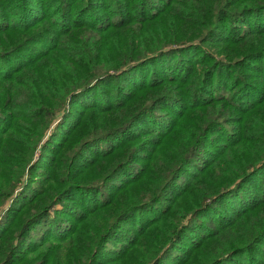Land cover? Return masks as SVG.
<instances>
[{"label": "trees", "instance_id": "trees-1", "mask_svg": "<svg viewBox=\"0 0 264 264\" xmlns=\"http://www.w3.org/2000/svg\"><path fill=\"white\" fill-rule=\"evenodd\" d=\"M11 197L0 264H264V0H0Z\"/></svg>", "mask_w": 264, "mask_h": 264}, {"label": "rangeland", "instance_id": "rangeland-1", "mask_svg": "<svg viewBox=\"0 0 264 264\" xmlns=\"http://www.w3.org/2000/svg\"><path fill=\"white\" fill-rule=\"evenodd\" d=\"M215 55H217V54H215ZM218 57L222 58L223 55L220 54ZM229 78H230V77H229ZM112 113H114V112H109L108 114H112ZM60 115H61V114H59L58 116H60ZM110 116H112V115H110ZM122 118H123V116L119 117V119H118L117 121H121ZM228 127L231 128V125H230V126L228 125ZM231 129H232V128H231ZM231 129H229V130H231ZM218 137H219V139L225 138V136L223 135V133L218 134ZM136 192H137V191H135V190L130 191L129 194H128V192H127V194H126L121 200L126 199V197L128 198L129 196H131L132 194H134V193H136ZM16 193H17V192H15V194H16ZM15 194H14V195H15ZM14 195H13V196H14ZM141 195H142V193H138V194L133 195L132 197H133L134 199H136L137 197H139V196H141ZM11 200H12V197H11L10 199H8V200L2 205V208H1V211H0V218H2V216L6 213L7 208L10 206ZM222 205H223V204H222ZM222 205L219 204V205H217V207H218V208H223Z\"/></svg>", "mask_w": 264, "mask_h": 264}]
</instances>
